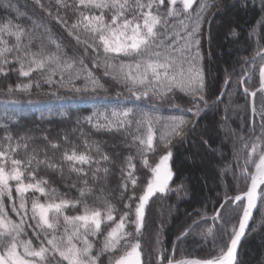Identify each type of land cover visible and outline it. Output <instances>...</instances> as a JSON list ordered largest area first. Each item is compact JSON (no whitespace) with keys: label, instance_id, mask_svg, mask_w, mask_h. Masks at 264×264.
Instances as JSON below:
<instances>
[{"label":"snow or ice","instance_id":"6c2138e0","mask_svg":"<svg viewBox=\"0 0 264 264\" xmlns=\"http://www.w3.org/2000/svg\"><path fill=\"white\" fill-rule=\"evenodd\" d=\"M31 2L43 13L39 18L19 13L13 0H0V7L17 12L16 17H0V76H17L15 84L0 87V94L9 97L4 103H17L16 94L32 95L33 88L39 95L44 85L49 87L44 95L57 99L65 98L59 89L75 94L68 99L107 92L102 77L95 74L98 69H103V78L118 90L111 107L94 109L77 119L72 133L80 130V142L65 133L62 139L71 147L59 158L55 152L61 148L60 141L44 136L46 145L29 151L36 138L26 133L14 137L4 125L0 137V264H238V247L255 210L264 216V35L249 34L250 40L257 37L255 47L240 59V74L233 81L237 69L225 70L219 95L209 101L202 32L205 20L210 24L220 11L216 0ZM259 7L264 16V0ZM259 23L264 28V18ZM53 24L62 34L53 30ZM228 35L238 33L232 28ZM233 83L243 88L244 108L251 107L252 117L247 133L229 130L233 158L222 177L230 169L235 194L225 184L224 191L216 194L212 213L206 207L198 212L197 219L176 237L171 252L163 246L160 223L154 246L146 250L142 241L151 201L158 194L165 197L184 188L182 183L175 188L170 184L175 176L170 165L173 144L195 129L202 113L223 102ZM178 94L188 97L190 106L169 103L170 110L181 114L164 115L163 105L169 97L175 101ZM230 106L226 105V113ZM5 116L14 119L7 112ZM226 123L225 115L221 124ZM84 124L97 133L122 134L120 143L130 150L119 167L116 189L107 187L112 170L107 165L115 161L102 150L101 141L83 131ZM65 170L69 177L75 176L71 183L65 179ZM144 170L146 175H137ZM42 171L58 173L67 191L61 192ZM141 179L145 181L142 185ZM226 209L233 215L225 216ZM196 228L205 244L211 241V247L202 255L185 254L180 242Z\"/></svg>","mask_w":264,"mask_h":264},{"label":"trees","instance_id":"16d2710c","mask_svg":"<svg viewBox=\"0 0 264 264\" xmlns=\"http://www.w3.org/2000/svg\"><path fill=\"white\" fill-rule=\"evenodd\" d=\"M45 2L47 3V0ZM254 3L255 7H253ZM13 5L19 9V13H27L36 18L43 15L31 0H13ZM259 5L260 0H247V6H245V0H216V7L220 8L219 13L215 15L210 24L208 20H205L202 32V53L207 73V98L209 101L219 95L225 79V70L231 72L234 67L237 69V75L233 76V81L240 74V59L250 55L255 47L254 42L257 37L253 36L250 40L249 34L255 31L258 35H264V28L259 23L264 16H262ZM53 11L55 12V6H53ZM212 12H215V8L208 15L211 16ZM9 15L16 17L17 12H9L0 7V17ZM16 22L28 23L27 20H17ZM232 28L236 29L237 36L228 35ZM53 30L58 35L62 34V30L55 24H53ZM64 36L65 42H67L66 34ZM68 54L72 55L73 53L69 50ZM86 63L89 64V67L92 66L91 60H87ZM258 64L259 61L257 62V84ZM95 74L102 77V83L108 88L107 92L98 91L95 96L88 95L83 98L76 96L74 99H68L67 97L75 96V94L69 93L65 89H59V95L65 98L57 99L44 95L49 92L48 85H44L39 95L33 88L32 95L16 94L15 99L18 102L8 104L4 102L9 97L0 94V137L5 133L4 125H7V131H10L14 137L22 133L33 136L36 139L29 145V151H31L33 147H44L47 142L42 137L47 136L49 140L60 141L61 148L55 152V156L59 158L65 148L71 147L69 144H65L62 139L65 133L69 135L70 140L76 143L80 142L78 139L80 130L77 129L74 134L72 133L77 119L89 115L94 109L103 111L106 107H111L114 102V94L118 90V86L103 78V69L95 70ZM35 78L34 76L33 79ZM16 82L15 73L9 76H0V87L6 88L9 83L15 84ZM250 99L251 97L248 98V100ZM260 99L258 95L256 97L257 108L260 106ZM172 102L181 104L185 108L190 106L189 98L182 94H178L175 101L169 97V101L163 105L164 115L181 114L179 111L169 109L168 104ZM229 103L231 106L226 113L225 107ZM246 103L243 88L237 89L235 83L229 85L223 102L202 113L195 129L189 131L183 141L173 144L170 165L175 176L170 184L172 188H175L176 185L182 183L184 188L180 193L170 192L165 197L158 194L151 201L147 212V227L144 229L142 241L146 250L154 246V234L160 223H163L164 226L161 234V239L164 241L163 246L171 252L176 237L187 225L197 219L198 212L206 207L208 213H212L216 194L224 191L225 184L230 185V194H235V182L230 169L227 176L223 177L222 170L232 162L233 158V138L229 134V130H235L237 133L243 130L247 133L251 126V107L244 108ZM6 112L8 115L14 116V119H7ZM225 115L227 123L222 125L221 118ZM188 118H192L191 114H188ZM259 123L257 116V132L260 130ZM82 128L85 133L90 134L91 139L101 141L102 150L112 156L115 161V163L107 165L112 169L108 176L107 187L116 189L120 183L119 167L130 151L120 143L122 134L97 133L87 124H84ZM117 153L119 156L116 155ZM49 154H52L51 149H49ZM160 154L158 153L157 157L152 159L155 160ZM40 158H43L42 153ZM134 162L139 169L140 160L137 159ZM40 174L47 175L61 192L67 191L58 173L42 171ZM64 175L69 183L75 179V176H68L67 170ZM137 175H146V170L138 171ZM144 182V179H141V185ZM75 194V190H72L71 195ZM137 194H139V189ZM117 206L122 207L119 204ZM215 207H219V203H216ZM224 214L225 216L233 215L230 209H226ZM199 230L196 228L191 235L180 242L179 248L185 254L202 255L211 247V241L205 244V241L198 235ZM144 258L147 259V256ZM237 261L238 264H264V216L259 209L255 210L254 218L250 221L246 235L241 239Z\"/></svg>","mask_w":264,"mask_h":264},{"label":"water","instance_id":"95a60500","mask_svg":"<svg viewBox=\"0 0 264 264\" xmlns=\"http://www.w3.org/2000/svg\"><path fill=\"white\" fill-rule=\"evenodd\" d=\"M251 99H252V98H251ZM251 99H250V100H251Z\"/></svg>","mask_w":264,"mask_h":264}]
</instances>
